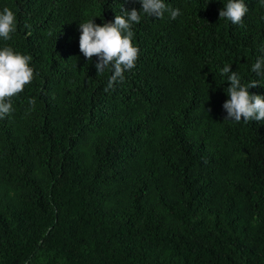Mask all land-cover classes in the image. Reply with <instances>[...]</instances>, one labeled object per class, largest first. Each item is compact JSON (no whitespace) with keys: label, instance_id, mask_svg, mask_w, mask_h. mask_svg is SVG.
Here are the masks:
<instances>
[{"label":"trees","instance_id":"trees-1","mask_svg":"<svg viewBox=\"0 0 264 264\" xmlns=\"http://www.w3.org/2000/svg\"><path fill=\"white\" fill-rule=\"evenodd\" d=\"M164 2L181 14L141 12L136 65L105 92L78 24L140 3L0 0V47L35 73L0 119V264H264V121H225L220 71L264 96V0L242 24L219 18L227 0Z\"/></svg>","mask_w":264,"mask_h":264},{"label":"clouds","instance_id":"clouds-1","mask_svg":"<svg viewBox=\"0 0 264 264\" xmlns=\"http://www.w3.org/2000/svg\"><path fill=\"white\" fill-rule=\"evenodd\" d=\"M141 5V10L132 8L126 10L121 7V15H115L113 21L97 24L93 19L78 24L79 51L83 57L91 61L96 58L94 65L96 74H103L105 70L111 72L107 92L114 88L117 82H123L124 73L136 65L139 58V49L133 44V24H139L141 12L156 18H163L167 12L171 19L179 16L180 10L171 8L164 0H133ZM248 8L244 0H227L219 11V18L226 19L232 24H242ZM25 27H29L25 25ZM16 31L15 13L7 6L0 10V39L8 41ZM32 57L15 51L11 46L0 47V119L11 114L13 98L24 91L34 79V69L30 66ZM221 75L227 77L229 86L222 108L226 112L225 121L245 123L249 121H264V96L252 94L249 88H255L259 83L255 80L242 84L241 78L230 65H225ZM251 71L257 76H264V58H257L251 66ZM29 105L34 109L35 100L29 99Z\"/></svg>","mask_w":264,"mask_h":264}]
</instances>
